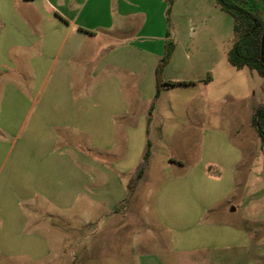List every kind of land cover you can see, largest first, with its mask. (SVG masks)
Returning <instances> with one entry per match:
<instances>
[{
    "label": "rangeland",
    "instance_id": "obj_1",
    "mask_svg": "<svg viewBox=\"0 0 264 264\" xmlns=\"http://www.w3.org/2000/svg\"><path fill=\"white\" fill-rule=\"evenodd\" d=\"M235 1L264 14V0ZM139 3L146 23L136 16L143 27L122 31L98 25L116 15L102 0L0 10V34L13 21L10 38L21 42L0 53V261L37 264L23 255L36 244L46 246L43 264H133L148 249L168 256L172 245L192 246L179 237L196 234L211 204L205 220L230 232L202 264H264V145L253 123L264 78L229 64L233 17L216 0ZM23 19L28 28L17 26ZM73 39L67 74L50 60ZM169 39L161 80L193 82L156 96ZM180 212L183 229L166 218Z\"/></svg>",
    "mask_w": 264,
    "mask_h": 264
},
{
    "label": "crops",
    "instance_id": "obj_2",
    "mask_svg": "<svg viewBox=\"0 0 264 264\" xmlns=\"http://www.w3.org/2000/svg\"><path fill=\"white\" fill-rule=\"evenodd\" d=\"M34 1L36 0H2V2L0 0L1 2L0 10L8 13L10 11H14V7L17 4L21 7L23 4L28 5L30 3H33ZM139 1L138 0H102V2L105 3V5H107L108 11L109 9L111 11L112 2L115 4L114 10L116 15H111V13L108 14L107 20H105L103 24H98V25H101L102 28L106 29L107 31H110L112 28H117L118 31H122L125 28L127 22L129 24H132L134 27H136L137 23H139L138 25H141L140 27H143L144 24H142V20L137 22L135 20V17L139 16L141 18L142 16L145 19V23H146L147 14L145 9L147 7L143 6V4L141 5ZM35 7L38 8L37 6ZM7 24H8L7 30L0 34V53L3 44H5L6 51H8L9 49H13L21 43V42H17L19 40L14 41L13 39L10 38L11 28L15 27L13 26V21H7ZM17 26L22 28L29 27L24 19L21 20L20 25ZM23 38L24 36H22V40H21L22 46L24 45ZM25 43L27 44L26 47H28L29 45L28 40ZM69 45L70 47L68 48V52L66 53H61V50L58 47L57 51L55 50L56 54H54V56L50 60V63L56 61V63H58V67H57L58 70H62L67 74L70 73L72 59L75 56V52H76L75 39L70 40ZM44 61H46V59ZM37 66L38 69H43L44 63L41 64L39 63ZM242 68H237V69H242ZM154 109H156L155 106ZM176 183L178 182H175V184ZM179 200L182 204H184V197L181 196ZM210 207L211 204L205 206L201 211V214L198 218L199 219L198 222L197 223L195 222V226L198 228L196 234L192 235L191 233L189 234L183 231L181 233V236L179 237L181 244L188 243V241H191L192 246L172 245V250L168 251L169 252L168 256L167 255L163 256L157 249L143 250L141 252L134 254L132 261L133 264H202L204 262L205 263L209 262L211 260L210 259L211 252L221 250L222 248H224V246H221L219 243L216 244L215 242H218L219 240L220 241L223 240L225 235L230 232L227 227H223L219 225L220 221L214 220V218L211 221L205 220V218L203 217V214H205V212L203 211H206ZM182 208L184 209V205ZM166 218L173 219L175 221L177 219H180L182 221L181 227L183 229L184 221L187 219V214H185L184 212H180L176 215L167 213ZM160 221L162 222L163 225L166 226V222L163 220V218H161ZM23 251L25 252V254H23L25 258H30L34 263L37 262V264H43V261L46 258L45 257L46 246L43 244L41 245L36 244L33 246L24 245ZM49 251H51V249ZM52 251H56V250L52 249ZM0 264H8V263H4L0 261ZM121 264H126V263H124L123 261Z\"/></svg>",
    "mask_w": 264,
    "mask_h": 264
},
{
    "label": "trees",
    "instance_id": "obj_3",
    "mask_svg": "<svg viewBox=\"0 0 264 264\" xmlns=\"http://www.w3.org/2000/svg\"><path fill=\"white\" fill-rule=\"evenodd\" d=\"M171 1L169 0V2ZM216 2L222 10L230 13L233 17V40L226 54L228 62L236 68L246 66L251 70H255L264 78V14L257 10H252L235 0H216ZM169 7L167 8V13ZM165 47L164 55L155 68L156 96H158L160 89L163 87L193 82L192 80H161L162 67L168 61L173 49L172 40L169 39ZM253 123L261 143L264 145V104L256 106L253 113ZM149 147L150 142L148 141V148L139 162L134 178L131 180V187L144 173L147 159L150 155Z\"/></svg>",
    "mask_w": 264,
    "mask_h": 264
}]
</instances>
